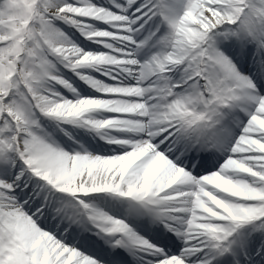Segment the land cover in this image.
Instances as JSON below:
<instances>
[{
    "label": "snow or ice",
    "instance_id": "snow-or-ice-1",
    "mask_svg": "<svg viewBox=\"0 0 264 264\" xmlns=\"http://www.w3.org/2000/svg\"><path fill=\"white\" fill-rule=\"evenodd\" d=\"M0 264H264V0H0Z\"/></svg>",
    "mask_w": 264,
    "mask_h": 264
}]
</instances>
